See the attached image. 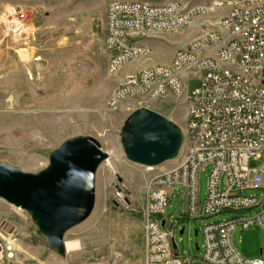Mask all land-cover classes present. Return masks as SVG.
Returning a JSON list of instances; mask_svg holds the SVG:
<instances>
[{
  "label": "rangeland",
  "instance_id": "374dc122",
  "mask_svg": "<svg viewBox=\"0 0 264 264\" xmlns=\"http://www.w3.org/2000/svg\"><path fill=\"white\" fill-rule=\"evenodd\" d=\"M124 0H0V165L28 174H38L49 164L53 151L76 137L96 139L109 159L96 177V204L87 221L69 231L65 241L78 240L83 250L67 253L71 264H144L145 235L140 215L148 182L181 162L186 144L188 104L170 98L154 110L182 136L176 159L149 169L128 161L124 142L132 116L140 110L139 99H128L116 109L108 106L118 78L107 72L109 56L105 48L106 6ZM149 4L178 2L188 6H210L234 0H138ZM228 13V9L217 15ZM18 29V30H17ZM199 28L139 37L151 54L132 71L168 65L172 53ZM194 37V35H193ZM194 37L192 41L197 39ZM191 41V42H192ZM190 42V43H191ZM123 68V72L126 71ZM120 80V79H119ZM182 82L188 95L200 87L194 76ZM260 161L250 160V168L261 170ZM211 167L199 175V200H206ZM121 181V182H119ZM119 186L131 203L130 208L112 203ZM251 194L250 192L247 193ZM185 193L175 191L166 212L178 227L175 242L181 259L204 264L201 229L240 217H255L259 211L227 212L199 220L185 219ZM10 224L15 243L27 264H41L39 252L58 256L49 250L31 218L0 200V227ZM185 229L184 234L180 231ZM198 231V236L195 235ZM233 242L246 262L264 261V232L257 226H238Z\"/></svg>",
  "mask_w": 264,
  "mask_h": 264
},
{
  "label": "built area",
  "instance_id": "2783aa9c",
  "mask_svg": "<svg viewBox=\"0 0 264 264\" xmlns=\"http://www.w3.org/2000/svg\"><path fill=\"white\" fill-rule=\"evenodd\" d=\"M225 9L227 14L217 15ZM195 28L200 36L176 50L168 65L132 71L151 54L137 41L139 37ZM105 48L109 76L121 75L109 108L116 109L128 99H139L141 109L154 112L155 105L170 98H185L189 106L181 162L147 184L140 210L144 264H191L174 249L178 227L171 223L173 217L166 218L171 195L179 190L186 202L182 221L259 211L253 218L204 226L199 248L204 264H264L246 262L233 242L238 226L243 230L257 226L264 232V166L259 171L250 168V160L260 161L264 153V0L210 6L112 1L106 6ZM188 76L200 82L191 95L182 82ZM207 166L211 170L206 200L201 203L199 175ZM127 199L115 189L113 204L130 208ZM0 264H27L10 224L0 227Z\"/></svg>",
  "mask_w": 264,
  "mask_h": 264
},
{
  "label": "water",
  "instance_id": "95a60500",
  "mask_svg": "<svg viewBox=\"0 0 264 264\" xmlns=\"http://www.w3.org/2000/svg\"><path fill=\"white\" fill-rule=\"evenodd\" d=\"M127 133L128 161L149 169L174 161L182 144L181 134L167 119L149 109L132 116ZM108 159L96 139L76 137L53 151L48 166L38 174L0 165V200L27 213L49 250L65 258V237L92 215L97 173ZM116 189L122 192L119 186Z\"/></svg>",
  "mask_w": 264,
  "mask_h": 264
},
{
  "label": "crops",
  "instance_id": "0c3cea01",
  "mask_svg": "<svg viewBox=\"0 0 264 264\" xmlns=\"http://www.w3.org/2000/svg\"><path fill=\"white\" fill-rule=\"evenodd\" d=\"M190 30L192 31V29H190ZM187 31H189V30H187ZM191 34H192V32L189 33L188 35H191ZM193 35H194V37H199L200 33L199 34L194 33ZM193 35L189 36L188 39L186 41H184V43H182V45H181L182 48L186 47L194 39ZM174 53H172L171 60L174 56ZM171 60H170V62H171ZM120 78H121V75L119 76L118 81ZM38 256H39L38 261L41 264H71L72 263V260L68 257L62 258L60 256L50 255V254H47L45 252V250L40 251Z\"/></svg>",
  "mask_w": 264,
  "mask_h": 264
},
{
  "label": "bare ground",
  "instance_id": "6f19581e",
  "mask_svg": "<svg viewBox=\"0 0 264 264\" xmlns=\"http://www.w3.org/2000/svg\"><path fill=\"white\" fill-rule=\"evenodd\" d=\"M217 3H232L231 2H226V1H221ZM18 30V29H17ZM65 250L66 252L69 253H77L83 250L82 244L78 240L74 241H65Z\"/></svg>",
  "mask_w": 264,
  "mask_h": 264
}]
</instances>
